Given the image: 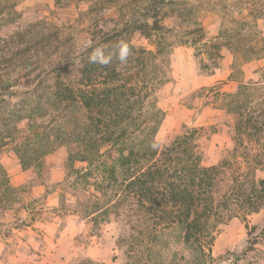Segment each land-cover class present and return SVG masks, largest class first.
Masks as SVG:
<instances>
[{
  "label": "rangeland",
  "instance_id": "rangeland-1",
  "mask_svg": "<svg viewBox=\"0 0 264 264\" xmlns=\"http://www.w3.org/2000/svg\"><path fill=\"white\" fill-rule=\"evenodd\" d=\"M59 1L20 0L15 7L17 21L46 24L52 50L58 53L54 58L59 53H81L88 33L107 32L119 17L140 12L142 2L149 0L97 7L95 0ZM171 1L163 22L171 43L161 63L166 77L152 97L165 114L156 142L161 147L196 130L203 166L222 163L226 175L246 182L264 179V134L261 137L251 128L254 123L264 127L259 106L264 96L255 95L245 104L250 122L244 139L225 99V94L237 92L240 83L264 81L260 70L264 60L246 62V54L241 58L255 45V37L264 40V0ZM126 40L135 49L154 50L137 34ZM68 66L71 74L64 81L74 86L78 62ZM17 100L11 99V104ZM41 123L38 118L37 124ZM31 130L26 121H11L2 131L0 264H264V209L218 224L213 239L202 245L185 243L178 225L162 229L136 199L121 192L106 198L113 204L117 201L116 207L103 204L91 209L86 195L74 186L75 175L63 185L66 146L47 155L38 151L32 156L36 165L23 168ZM84 166L75 164L77 169Z\"/></svg>",
  "mask_w": 264,
  "mask_h": 264
},
{
  "label": "trees",
  "instance_id": "trees-1",
  "mask_svg": "<svg viewBox=\"0 0 264 264\" xmlns=\"http://www.w3.org/2000/svg\"><path fill=\"white\" fill-rule=\"evenodd\" d=\"M18 1L0 2V141L11 121L33 126L23 168L36 165L32 156L38 151L47 155L66 146L63 185L75 175L74 186L86 195L91 209L116 207L117 201L106 198L121 192L136 199L162 229L178 225L185 243L202 245L213 239L218 224L264 209V179L246 182L226 175L222 163L203 166L196 130L161 147L155 140L165 114L152 97L166 77L161 63L171 43L163 22L173 1H144L140 12L119 17L107 32L88 33L81 53L55 58L58 53L52 50L45 23L17 21ZM119 1L95 0L93 7ZM133 34L148 40L154 50L127 43ZM254 41L241 53L246 62L264 60L263 38ZM70 62H78L74 86L64 81L71 74ZM260 70L264 76V66ZM255 95L264 96V81L240 83L237 92L225 94L228 113L237 116L243 139L249 136L250 122L245 104ZM13 98L18 102L11 104ZM259 106L264 115V103ZM38 118L43 123L37 124ZM260 124L251 128L262 137ZM77 163L85 166L77 169Z\"/></svg>",
  "mask_w": 264,
  "mask_h": 264
}]
</instances>
